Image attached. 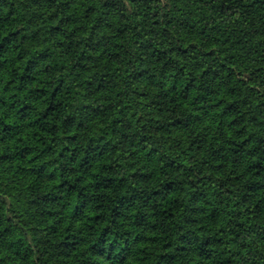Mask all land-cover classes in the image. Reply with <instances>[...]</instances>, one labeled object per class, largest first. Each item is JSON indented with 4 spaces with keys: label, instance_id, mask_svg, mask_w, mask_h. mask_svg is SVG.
Returning <instances> with one entry per match:
<instances>
[{
    "label": "trees",
    "instance_id": "trees-1",
    "mask_svg": "<svg viewBox=\"0 0 264 264\" xmlns=\"http://www.w3.org/2000/svg\"><path fill=\"white\" fill-rule=\"evenodd\" d=\"M0 264H264V0H0Z\"/></svg>",
    "mask_w": 264,
    "mask_h": 264
}]
</instances>
